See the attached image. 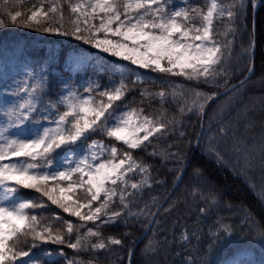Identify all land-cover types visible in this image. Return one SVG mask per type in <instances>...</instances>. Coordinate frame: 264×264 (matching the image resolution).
<instances>
[{
  "label": "snow or ice",
  "instance_id": "snow-or-ice-1",
  "mask_svg": "<svg viewBox=\"0 0 264 264\" xmlns=\"http://www.w3.org/2000/svg\"><path fill=\"white\" fill-rule=\"evenodd\" d=\"M24 2L16 0L17 4ZM28 2L32 7L26 11H5L11 25L71 37L97 51L89 56L73 49L66 55L68 76L57 82L59 92L55 98L51 96V61L57 53L35 64L28 63L23 52L17 57L15 49L11 50L12 57L0 53V264H100L99 251L123 246L122 238L105 236L102 230L118 223L128 227L141 217H155L157 213L149 210L148 203L138 208V201L146 188L164 183L155 180L151 164L132 155L137 149L160 159L165 167L172 163L167 170L174 186L184 182L191 167L186 187L190 186L193 198L199 196L205 201L206 206L198 210L204 214L215 200V193L204 169L193 164L195 152L189 154L193 141L180 131L179 136L187 139L184 147L168 144L157 151L152 139H166L183 126L182 119L169 118L166 103L175 104L181 118L194 114L202 120L207 107L222 92L239 93L245 88L254 71V41L242 46V55L249 59L244 77L235 83L231 82L236 75L231 58L247 17L246 0H229L227 4L205 0L203 6L180 0L175 7L174 0ZM249 2L254 9L257 7L256 0ZM260 2L264 4V0ZM225 20L228 23L221 32L219 26ZM6 26L0 19V29ZM100 53L114 58L109 70L120 77L119 82L111 76L106 85L99 81V74L107 67L96 63ZM84 66H95L96 71L89 75L85 69L81 75ZM139 69L160 74L153 79L161 85L159 92L140 90L142 97L159 100V115L145 114L143 108L119 110L118 102L144 82ZM130 75L136 79L129 81ZM174 77L193 86L177 83ZM201 85L217 90L204 91ZM250 126L251 122L246 125ZM93 135L120 142L126 150L100 140L85 143ZM229 135L230 129L222 124L206 143L202 144L197 134L195 144L205 159L228 167L231 161L225 138ZM231 136L232 151L239 154L245 142L234 132ZM252 147H245L243 164L237 156L238 166H233L237 175H251ZM259 152L264 173V140ZM132 176L140 178L133 180ZM23 190L35 195L26 197ZM157 200L151 198L153 206ZM51 206L61 212L52 217L43 215L42 210ZM63 214L76 218L78 223ZM252 225L256 228L254 238L264 240V224L252 221ZM231 235L232 228L220 223L211 233L209 250ZM190 239L182 231L176 242L183 245ZM66 248L73 250V255ZM185 264L196 262L189 258ZM203 264H209L207 259ZM232 264H240V260Z\"/></svg>",
  "mask_w": 264,
  "mask_h": 264
},
{
  "label": "trees",
  "instance_id": "trees-1",
  "mask_svg": "<svg viewBox=\"0 0 264 264\" xmlns=\"http://www.w3.org/2000/svg\"><path fill=\"white\" fill-rule=\"evenodd\" d=\"M221 2V0H218ZM224 4L229 3V0H222ZM194 6L205 4V0H190ZM180 0H174L173 6H179ZM32 7V3L25 0L22 4H17L16 0H0V19L8 25L0 29V53L6 57H12V49L16 50V56L19 57L23 52L30 64L38 63L46 58L49 54L55 52L58 54L55 60L51 61V74L53 77V85L51 96L55 98L59 92L58 81L61 78L68 76L66 69V55L73 49L87 51L92 55L97 50L92 49L88 45L76 41L74 38L58 35L54 33H44L41 31L24 29L18 26L11 25L8 17L4 14L5 11H26ZM247 17L244 25L241 26V33L235 39L234 52L231 58V66L236 70V75L233 77L232 83L243 78L245 75V66L248 63L249 57L242 55V46L247 47L250 41H254V8L249 0H246ZM67 14V9H65ZM227 20L221 24L220 31H224ZM256 58L254 63V74L246 84L245 88L239 93H228L217 99L210 107L205 121L203 136L201 143H206L207 139L214 136L219 127L223 124L230 129V135L226 137L228 155L231 161V166H219L211 160L205 159L201 155V149L193 159V164L198 163L203 169L208 180L212 185V191L215 193V200L210 202V207L204 214L198 210L205 207V201L200 200L199 196L193 198L190 195V186L186 187L188 177L191 174V167L185 174L184 182H181L170 199L164 205L158 214L156 221L145 239L138 245L133 257V264H185V260L191 258L196 264H203L205 259L209 264H232V261L241 253L245 252L248 256L244 260V264H262L264 262V240L256 237V228L253 227L252 221H258L264 224V173H262L260 164L261 141L264 140V4L257 11L256 18ZM232 39L231 36L228 37ZM218 39L224 40L223 36ZM114 58L106 57L100 53L96 63L106 65L107 67L99 74L98 79L101 84H107L108 78L113 76L109 70L113 65L111 61ZM16 63V61H13ZM135 69L136 66H131ZM86 69L87 74L91 75L96 71L95 66H84L81 75ZM139 73L143 74L144 82L136 86V90L128 93L122 102H118L119 110L129 108H143L145 114L159 115L156 111L160 108L158 99L149 100L140 95L141 89H148L150 92H159L161 85L159 82H153V79L160 74L150 72L149 70L139 69ZM129 81L135 80V75L128 77ZM177 83H187L193 86L190 82L184 81L183 78L174 77ZM131 86V85H130ZM204 91L217 90L209 89L208 86L201 85ZM167 91L168 89L165 88ZM83 91V89H81ZM222 91V90H221ZM135 98V99H134ZM142 101V102H141ZM127 105V107H125ZM167 109L169 118L176 116L183 120V126L178 127L174 135L170 134L166 139H152V143L156 145V150L166 149L168 144L180 145L184 147L187 139L193 141L192 149L195 143V138L200 130L201 119L194 114H188L180 117L177 111V106L171 102L164 105ZM211 118V119H209ZM251 122L250 127L246 125ZM183 131L187 134V139L181 138L179 132ZM234 132L237 139L243 140L245 143L241 145L239 154L232 151L234 140L231 133ZM94 139L103 140L108 144L115 143L121 150H126L120 142L110 140L106 136L93 135L85 143H90ZM151 139V138H150ZM251 148L254 167L250 176L237 175L233 166L237 165V156L241 157L240 163L243 164V152L245 147ZM221 147H224V142L221 141ZM83 148V146H82ZM192 149L189 154H191ZM152 149L150 148L149 151ZM175 151V148L172 149ZM132 155L138 160L143 157L144 162L152 165L151 172L157 181L164 183L152 184L151 188H146L142 193L143 198L138 201V208H143L145 203L149 204L151 212L167 195L173 186L172 174L167 170L171 168L172 163H168L167 167L162 165L160 159H152L141 150H133ZM139 176H132L131 179L139 180ZM26 197H32L35 193L28 190H23ZM157 197V203L152 205L151 198ZM171 205V207H170ZM61 210L51 206L42 210V214L52 217L54 213H60ZM247 213V215H246ZM66 219H70L73 223H78L77 219L63 214ZM251 216V221L248 220ZM141 217L138 221L130 222L128 227L123 224H116L103 229L104 235H114L122 238L123 246L112 245L110 251L101 250L97 254L100 264H127L128 254L133 246V241L141 235L147 226L149 219ZM220 223L228 224L233 235L224 239L222 244L217 245L215 249L209 250L211 242V233L219 228ZM182 231L191 237L187 244H179L176 241L179 239ZM128 232L130 235L123 236ZM223 233H221L222 235ZM244 236L245 238H241ZM167 238V242L165 241ZM55 250V246L49 245ZM154 250V251H153ZM68 254L73 255V250L65 249ZM180 253L177 255V253ZM84 259H89L84 256Z\"/></svg>",
  "mask_w": 264,
  "mask_h": 264
},
{
  "label": "water",
  "instance_id": "water-1",
  "mask_svg": "<svg viewBox=\"0 0 264 264\" xmlns=\"http://www.w3.org/2000/svg\"><path fill=\"white\" fill-rule=\"evenodd\" d=\"M256 4H257V7L254 9V12H253V19H254V36H255V38H254V55H253V57H252V59H253V62L255 63V58H256V55H255V53H256V27H255V25H256V18H257V11H258V9H259V7L261 6V2H260V0H256ZM253 73H254V71H253ZM253 73L251 74V77H252V75H253ZM244 77V76H243ZM250 77V78H251ZM242 79V78H241ZM228 93H230V92H228ZM228 93H223L222 92V94L217 98V99H219L220 97H222V96H224V95H226V94H228ZM216 99V100H217ZM215 100V101H216ZM215 101H213V102H211V104L207 107V109H206V115L204 116V118L201 120V126H200V130H199V137H200V140H201V138H202V134H203V129H204V125H205V119H206V116H207V112H208V110H209V108L211 107V105L215 102ZM195 152V155H196V153H197V151H198V147H196V144L194 143V146H193V150H192V152ZM191 152V153H192ZM191 155V154H190ZM180 183L181 182H177V184H176V186H172V188L170 189V191L168 192V194L165 196V198L161 201V203L157 206V208L155 209V211H154V213H157L156 215H155V217H151V219H150V221H149V223H148V225L146 226V228L144 229V231L142 232V234L138 237V239L136 240V242L134 243V245L132 246V248H131V256H128V262H127V264H129V260L131 261V264H132V261H133V256H134V253H135V250H136V248H137V246L143 241V239L148 235V233L150 232V230H151V228L153 227V225H154V223H155V221H156V218H157V216H158V214H159V212L161 211V209L164 207V205L166 204V202L169 200V198L171 197V195L175 192V190L177 189V187L180 185ZM149 226H150V228H149Z\"/></svg>",
  "mask_w": 264,
  "mask_h": 264
},
{
  "label": "rangeland",
  "instance_id": "rangeland-1",
  "mask_svg": "<svg viewBox=\"0 0 264 264\" xmlns=\"http://www.w3.org/2000/svg\"><path fill=\"white\" fill-rule=\"evenodd\" d=\"M81 53L83 54V55H89L88 54V52L87 51H81ZM103 54V53H102ZM105 55V54H104ZM90 56V55H89ZM121 63H127V62H121ZM66 69H67V65H66ZM112 79H114V80H116L117 82H119V80H120V78H117V77H112ZM128 109H121L120 111H127ZM94 140H99V139H94ZM100 141H103V140H100ZM91 143V142H90ZM89 143V144H90ZM103 143H105V144H108V143H106V142H104L103 141ZM248 255L244 252V253H240L234 260H237V259H239L240 260V264H243L244 262V259L247 257Z\"/></svg>",
  "mask_w": 264,
  "mask_h": 264
}]
</instances>
